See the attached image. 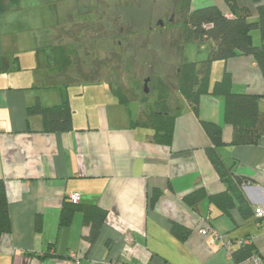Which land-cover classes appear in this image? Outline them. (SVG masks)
Wrapping results in <instances>:
<instances>
[{
  "label": "crops",
  "instance_id": "0c3cea01",
  "mask_svg": "<svg viewBox=\"0 0 264 264\" xmlns=\"http://www.w3.org/2000/svg\"><path fill=\"white\" fill-rule=\"evenodd\" d=\"M67 1L0 0V183L7 216L0 264H235L243 239L264 261V214H255L257 207L264 211V132L253 143H232L222 94H203L196 116L175 91L170 138L157 140L155 129L133 123L145 121L139 99L122 102L113 82L84 78L95 71L73 79L54 66ZM196 1L230 13L225 0ZM234 1L256 17L252 0ZM251 38L259 43V32ZM224 70L231 89L258 95L264 111V78L253 58L214 60L210 89ZM36 101L66 102L71 129L46 130L41 115L29 112ZM202 121L221 126L223 142L214 147L227 168L224 178L241 183L245 204L211 163L213 142ZM71 193L79 200L64 222ZM92 205L104 214L90 241L83 209Z\"/></svg>",
  "mask_w": 264,
  "mask_h": 264
},
{
  "label": "trees",
  "instance_id": "16d2710c",
  "mask_svg": "<svg viewBox=\"0 0 264 264\" xmlns=\"http://www.w3.org/2000/svg\"><path fill=\"white\" fill-rule=\"evenodd\" d=\"M225 1L230 10L228 14L224 13L215 4L191 8V0L179 1L178 21L175 24L176 37L172 38V45L176 47L181 56L177 65L175 64V89L183 94L196 116L199 112L200 97L203 94H222L224 96L225 121L231 125L233 130L231 142L253 143L258 135L264 132V111L259 109V96L233 91L231 89V76L227 70L223 71L211 89L209 87V77L211 64L214 60H225L238 55H250L264 78V0H252L257 13L254 19L251 18L252 13L248 6H238L234 0ZM255 29L258 30L260 35L259 43H253L251 38V31ZM192 40L208 44L206 58L191 61L182 56L181 43ZM62 46L57 43V38H54V66L57 70H64L73 61V48L68 46V50H66ZM87 77L84 78L87 80L93 78ZM113 90L122 102L136 99L135 96H128L119 85L113 87ZM158 91L157 99L151 101V103H148L146 95H144L145 98L143 97L140 100L144 106L151 109L150 121L136 120L133 123L155 129L157 140H168L174 121L173 111L169 106L172 91L167 86L165 87L162 82ZM29 112L41 115L46 130H69L72 127L71 112L66 102L43 106L39 101H36L30 106ZM201 124L213 142V146L207 150L208 157L220 177L224 178L227 168L224 167L214 147V145L217 146L223 142L220 135L221 126L206 121H202ZM224 179L228 181V186L234 191L236 198L241 199V203L245 204V198L240 188L241 183L236 181L230 184L231 179ZM68 202L70 205L65 203L62 208L61 218L64 222L69 221L76 207V203L69 200ZM245 209L249 213L248 203H246ZM83 211L85 223L89 225L87 236L91 241L97 233L104 210L92 205L84 208ZM6 220L5 198L0 183V227H6ZM172 229L175 231L177 227L173 226ZM252 252L254 251L250 244L238 246L236 251L239 260L247 257Z\"/></svg>",
  "mask_w": 264,
  "mask_h": 264
},
{
  "label": "rangeland",
  "instance_id": "374dc122",
  "mask_svg": "<svg viewBox=\"0 0 264 264\" xmlns=\"http://www.w3.org/2000/svg\"><path fill=\"white\" fill-rule=\"evenodd\" d=\"M179 1L68 0L58 27L65 35L57 38V43L66 50L73 48V61L66 68L69 76L74 79L95 71L93 78L109 80L139 100L146 95L148 103L157 99L161 82L173 95L180 53L172 38L176 37ZM192 3L202 6L196 0ZM181 49L183 56L199 61L206 58L208 44L192 40L181 43ZM179 95L184 101L181 92ZM141 107L140 119L150 121L151 109L144 104Z\"/></svg>",
  "mask_w": 264,
  "mask_h": 264
},
{
  "label": "built area",
  "instance_id": "2783aa9c",
  "mask_svg": "<svg viewBox=\"0 0 264 264\" xmlns=\"http://www.w3.org/2000/svg\"><path fill=\"white\" fill-rule=\"evenodd\" d=\"M68 200L73 202V203H77L79 200V195L77 193H71L68 196ZM255 214L257 217H261L264 214V211L262 208L257 207V208H255ZM208 231H210V229L206 228V229H202L200 231V233L207 234ZM215 237L218 239H221L224 242V246L228 247L229 241H227V239L225 237L219 236L216 234H215ZM127 240L130 241V238L127 237ZM250 242H251V239H243V240L237 241L236 243L238 246H241V245H245V244H250ZM72 256L75 258L76 262L79 263V260L77 259V257L74 255H72ZM235 264H263V258L260 254H258L256 252H252L247 257H245L239 261H236Z\"/></svg>",
  "mask_w": 264,
  "mask_h": 264
},
{
  "label": "water",
  "instance_id": "95a60500",
  "mask_svg": "<svg viewBox=\"0 0 264 264\" xmlns=\"http://www.w3.org/2000/svg\"><path fill=\"white\" fill-rule=\"evenodd\" d=\"M147 81H148V79H145V80H144V91H145V92L148 91V88H147Z\"/></svg>",
  "mask_w": 264,
  "mask_h": 264
}]
</instances>
